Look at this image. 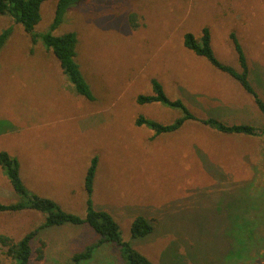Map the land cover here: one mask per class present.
Masks as SVG:
<instances>
[{"label": "rangeland", "instance_id": "374dc122", "mask_svg": "<svg viewBox=\"0 0 264 264\" xmlns=\"http://www.w3.org/2000/svg\"><path fill=\"white\" fill-rule=\"evenodd\" d=\"M57 1L41 5L35 42L0 16V33L10 29L0 50V152L17 160L27 193L84 218V177L96 157L93 209L109 212L121 240L153 264H264V137L225 135L196 121L160 134L135 124L139 116L160 124L183 116L136 102L152 94L155 79L198 119L264 125L238 82L183 44L184 34L198 39L206 27L215 57L237 71L233 32L264 99V0H81L52 34H76L75 60L92 100L75 91L42 42ZM24 200L0 167V204ZM138 216L153 230L134 238ZM45 218L28 209L0 212V235L19 241ZM97 238L86 224L42 229L30 241L29 264H73ZM122 263L118 248L105 243L80 264ZM0 264L17 260L0 247Z\"/></svg>", "mask_w": 264, "mask_h": 264}, {"label": "trees", "instance_id": "16d2710c", "mask_svg": "<svg viewBox=\"0 0 264 264\" xmlns=\"http://www.w3.org/2000/svg\"><path fill=\"white\" fill-rule=\"evenodd\" d=\"M45 1L46 0H0V16H8L12 18L15 23H19L23 30L30 36L32 42H35L36 36L34 35L33 30L40 21V8ZM80 1L81 0H58L53 22L50 25L49 31L44 33L41 36V39L45 48L50 50L59 61L62 73L72 84L75 91L79 95L92 100L93 95L91 89L75 60L77 43L76 34L74 32H66L61 35L52 34V31L60 24L62 17L68 8L74 6ZM134 17V14H131L129 19L132 27H135ZM9 34V28L0 33V50ZM229 38L237 55L239 66V70L237 71L231 66L221 63L215 57L211 47V37L208 28H202L201 35L198 39L191 33L184 34L183 44L195 55L205 58L210 65L218 71L227 74L238 82L243 91L251 97L257 110L264 114V99L249 81V62L246 60V57L237 42L236 35L232 32L229 34ZM151 87L152 94L139 95L136 97V102L138 104L161 103L171 108L180 109L183 113V116L177 118L171 124H160L155 121L147 120L142 116H139L136 119V125H145L154 130L156 134L175 131L186 121H196L225 135L264 137V125L254 126L246 123L224 124L213 117L198 119L190 112L188 107L181 100H170L166 96L162 85L157 80H151ZM96 166L97 158L93 157L86 169L84 177V190L87 194V211L85 217L80 218L74 214L65 212L54 201L48 198L28 194L19 175L17 160L10 157L6 152H0V167L5 172L10 187L15 193L25 199L23 202L15 204H0V212H15L28 209L46 214L44 223L25 234V236L19 241L14 242L11 238L5 235H0V247L5 249V255L10 258H15L17 264H29L33 259L32 252L35 250L32 251L30 241L40 230L52 226H62L64 224H86L98 235V238L95 242L86 246L84 251L73 255V264H80L82 261L89 260L92 257L93 250L105 243H112L118 248L123 261L122 264H153L144 255L131 248L127 242L121 240L118 223L109 212L93 209L90 195L92 192ZM152 230L153 225L141 216L135 217L130 225L131 236L134 238L145 236L152 232ZM43 244V242H40V249L36 250L38 255L34 257V259L37 261L43 258L41 250Z\"/></svg>", "mask_w": 264, "mask_h": 264}]
</instances>
